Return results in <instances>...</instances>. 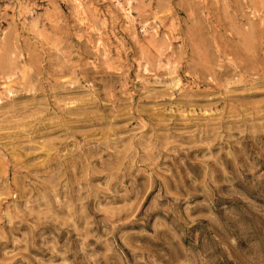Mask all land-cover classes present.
Returning <instances> with one entry per match:
<instances>
[{"label": "rangeland", "instance_id": "obj_1", "mask_svg": "<svg viewBox=\"0 0 264 264\" xmlns=\"http://www.w3.org/2000/svg\"><path fill=\"white\" fill-rule=\"evenodd\" d=\"M0 264H264V0H0Z\"/></svg>", "mask_w": 264, "mask_h": 264}]
</instances>
